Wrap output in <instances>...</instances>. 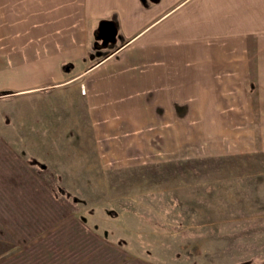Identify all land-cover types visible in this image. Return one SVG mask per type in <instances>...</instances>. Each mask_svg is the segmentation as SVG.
<instances>
[{
    "label": "rangeland",
    "instance_id": "rangeland-1",
    "mask_svg": "<svg viewBox=\"0 0 264 264\" xmlns=\"http://www.w3.org/2000/svg\"><path fill=\"white\" fill-rule=\"evenodd\" d=\"M38 59L17 54L15 81L33 78ZM17 87L0 79V136L45 166L31 163L27 176L51 191L39 201L54 213L21 223L32 224L27 238L1 219L0 264H264L263 79L190 113L177 107L174 119H145L143 135L105 150H76L70 132L59 145L26 135Z\"/></svg>",
    "mask_w": 264,
    "mask_h": 264
},
{
    "label": "crops",
    "instance_id": "crops-1",
    "mask_svg": "<svg viewBox=\"0 0 264 264\" xmlns=\"http://www.w3.org/2000/svg\"><path fill=\"white\" fill-rule=\"evenodd\" d=\"M22 53L40 57L37 73L15 81ZM0 79L25 96L26 135L59 145L70 132L76 150L126 145L145 119L264 80V0H0Z\"/></svg>",
    "mask_w": 264,
    "mask_h": 264
},
{
    "label": "trees",
    "instance_id": "trees-1",
    "mask_svg": "<svg viewBox=\"0 0 264 264\" xmlns=\"http://www.w3.org/2000/svg\"><path fill=\"white\" fill-rule=\"evenodd\" d=\"M31 163L37 164L41 169L45 168L43 164L33 158L23 160L0 136V200L2 199V202L10 201L8 204L12 208V211H1L0 222L2 219L4 224L11 223L13 225V228L9 229L13 232V237L27 238L30 236L32 224L21 227V223L37 221L42 212L47 211L50 216L54 213L52 206L42 207L41 201H39L42 197L54 199L51 191L44 193L41 189V182L27 176L30 172L28 165ZM49 210L50 212H48Z\"/></svg>",
    "mask_w": 264,
    "mask_h": 264
},
{
    "label": "water",
    "instance_id": "water-1",
    "mask_svg": "<svg viewBox=\"0 0 264 264\" xmlns=\"http://www.w3.org/2000/svg\"><path fill=\"white\" fill-rule=\"evenodd\" d=\"M103 27V26H102Z\"/></svg>",
    "mask_w": 264,
    "mask_h": 264
}]
</instances>
